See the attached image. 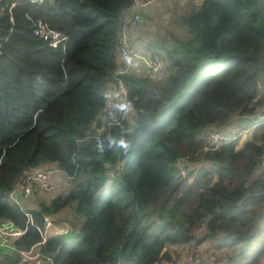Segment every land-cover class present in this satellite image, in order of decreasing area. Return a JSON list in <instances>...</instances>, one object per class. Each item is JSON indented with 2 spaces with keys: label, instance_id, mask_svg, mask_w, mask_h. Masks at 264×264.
Wrapping results in <instances>:
<instances>
[{
  "label": "trees",
  "instance_id": "trees-1",
  "mask_svg": "<svg viewBox=\"0 0 264 264\" xmlns=\"http://www.w3.org/2000/svg\"><path fill=\"white\" fill-rule=\"evenodd\" d=\"M131 3L0 0V223L23 231L0 264H20L17 251L40 241L44 217L67 207L76 222L39 245L54 254L43 264H176L185 246L205 241L238 248L240 260L224 255L233 264L264 254V0H202L185 13L170 0V25L161 18L141 43L167 78L119 75L136 116L128 129L127 117L103 108ZM37 20L65 40L36 36ZM212 132L226 141L213 145ZM108 135L130 151L99 152L97 138ZM43 165L74 184L23 204L28 218L8 195Z\"/></svg>",
  "mask_w": 264,
  "mask_h": 264
},
{
  "label": "built area",
  "instance_id": "built-area-1",
  "mask_svg": "<svg viewBox=\"0 0 264 264\" xmlns=\"http://www.w3.org/2000/svg\"><path fill=\"white\" fill-rule=\"evenodd\" d=\"M30 2H41L42 0H29ZM155 0H132L130 7L125 11L126 15L122 17V24L118 31V46H117V66L114 73L115 78L118 80L116 90L108 89L105 100V107L103 110L109 109V104L113 103L117 97L125 100L126 90L119 80V75L126 73L133 74H149L152 77L159 75L163 68L162 58L158 53H149L145 49H140L134 46L131 40L130 30L141 24L143 20L144 12L149 9ZM34 34L43 40L49 41L52 46H56L61 41L65 40V37L61 36L58 31L49 30L41 20H37L35 23ZM136 47V48H135ZM107 96H111L109 100ZM125 114H120L117 121H123ZM210 141L213 145L218 146L222 142L226 141V136L218 132H212L210 134ZM37 167L27 169L20 181L16 183L8 197L10 201L20 208H23L24 199L27 198L31 192L33 185H36L40 190L50 192L54 190V184L52 177L55 174L56 167ZM58 170V169H57ZM25 215L29 218V212L25 211ZM6 225L4 229L0 227V236H19L23 233L20 229L13 228L12 224L4 221L1 226ZM8 230L5 231V230ZM67 230L66 224H61L58 221L57 215H48L43 219L42 226L38 231L40 234V241L31 246L27 250H18V260L20 264H43L45 262L52 263V256L48 253L41 252L39 245L45 243L50 234H62ZM205 252V249L202 252ZM208 259L212 264H233L231 261L220 260L215 254L208 253L205 256V260ZM203 256L201 253L197 254L196 249L193 247L187 251L182 257L178 259L176 264H203ZM260 264V263H259Z\"/></svg>",
  "mask_w": 264,
  "mask_h": 264
},
{
  "label": "rangeland",
  "instance_id": "rangeland-1",
  "mask_svg": "<svg viewBox=\"0 0 264 264\" xmlns=\"http://www.w3.org/2000/svg\"><path fill=\"white\" fill-rule=\"evenodd\" d=\"M173 2H175V4H177V12H180V13H185L187 11H184L182 8L183 6H180L181 4H179V0H172ZM198 2H200L201 0H197ZM179 5V6H178ZM173 13H172V10L170 11H167L165 10V12L163 13L162 15V18L166 20V23L170 25V18L172 17ZM144 20V22H143ZM142 20V23H141V26H143L144 24V29H149L148 25L150 24V29H152L153 31V28L156 27L155 25H157L159 23V21H161V19H155V20H151V17L150 19H148L147 16H144ZM152 26V27H151ZM167 26V25H166ZM147 32H150L152 33L151 31L149 30H146V33ZM135 37L138 36L135 40L139 43L137 45V47L141 46V38H146V34L144 35H141L140 36L137 34V35H134ZM136 48V47H135ZM144 48V47H143ZM143 48H140V49H143ZM160 75H156L154 76L153 78H155L154 80H161V81H164L167 76H168V72H165L161 77H159ZM127 117L128 119V129H132L135 125H136V116H135V112L134 111H130L128 112L127 114H125V118ZM250 134V130L248 129V131L246 133H242L239 137V143L243 141V139H245V137L249 136ZM47 166H50V167H55L54 165H47ZM42 167H46V166H42ZM52 180H53V184H54V190L50 191V192H45V191H42L40 190L36 185H33V188H32V192L31 194L24 199V202H26L25 204H27L28 207L32 208V207H36L39 203H47L49 202L55 195L57 194H65L69 189L70 187L74 184L70 178H68V176L60 171V170H55V174L54 176L52 177ZM71 207H67V211L61 213V215H57L58 216V221H61V220H64V216L66 215H69V209ZM71 213V212H70ZM60 216V217H59ZM2 222L0 223V227L2 229H4L6 227V225L4 224L3 226H1ZM5 231L8 232V230L6 229ZM10 236H5V235H2L0 236V249L3 251H8L9 249H6V247H8V240H9ZM12 238V237H11ZM261 238H264V233L262 234ZM259 244L258 246L255 245L253 247V249L251 250L250 254L248 255L247 259L250 260L252 257L255 256L256 254V251L257 249L259 248ZM191 248L193 247H187L185 246L184 249L186 250H183L180 254L181 255H184L187 251H189ZM205 249V251H211L212 254H215L219 257V259L221 260H225L228 258V256H224L225 253H229V255H231L233 257V259H235L236 261L240 260V258L238 257V253H239V249L236 248V247H226V248H217L216 246H214V244H211L210 242L208 241H205L203 242V244L199 245L197 248H196V252L197 254L201 253L202 256L204 255V251L202 252V250ZM0 250V251H1ZM1 251V252H2ZM4 252V253H5ZM2 253L0 254V260L4 262V257H5V254ZM10 253V252H9ZM220 255L223 256V258L220 257ZM204 257V256H203ZM259 263L260 264H264V254L262 256L259 257ZM258 263V264H259Z\"/></svg>",
  "mask_w": 264,
  "mask_h": 264
},
{
  "label": "crops",
  "instance_id": "crops-1",
  "mask_svg": "<svg viewBox=\"0 0 264 264\" xmlns=\"http://www.w3.org/2000/svg\"><path fill=\"white\" fill-rule=\"evenodd\" d=\"M179 1H180L179 4H181L180 6H183L182 9L184 11H188L193 6H198L202 0L200 2H198L197 0H179ZM173 3H175V2H173ZM169 6H170V9L173 7V5H171V3H170V0H155L153 5L144 12L143 18H144V16H148V19H150V17H151L152 21L155 19H161L165 10L170 11ZM126 13L127 12H125L124 15H126ZM143 22H144V20H143ZM148 27H149V29H144V24H143V26H141V24H139L130 30L131 31V39L133 40L134 46L137 47V45L139 44L135 40L138 36L135 37L134 35L138 34L140 36V34L141 35L146 34V38H148V36L150 35V32L146 33V30L152 31V29H150V24L148 25ZM143 42H145V38L142 37L141 43H143ZM137 48H143V46H139ZM25 203L26 202H24L23 204L25 205V207H27V204H25ZM68 211H69V215H67V216L65 215L64 220L59 221L61 224H63L64 222L68 223V224L76 222V219H73L72 214L70 213L71 210H68ZM74 217L77 218V215H74ZM2 252H5V251H2ZM49 255L54 257L53 256L54 254H49ZM4 261H5V257H4Z\"/></svg>",
  "mask_w": 264,
  "mask_h": 264
},
{
  "label": "clouds",
  "instance_id": "clouds-1",
  "mask_svg": "<svg viewBox=\"0 0 264 264\" xmlns=\"http://www.w3.org/2000/svg\"><path fill=\"white\" fill-rule=\"evenodd\" d=\"M107 98L109 100L112 99L111 96H107ZM116 99V103L109 104V108L111 109V111L109 112V116L113 120L117 119L118 114H127L132 109L131 102L120 99L118 94ZM96 147L97 150L101 153H104L105 151H112L113 153H127L131 149V143L124 137L108 135L103 139L97 138Z\"/></svg>",
  "mask_w": 264,
  "mask_h": 264
}]
</instances>
